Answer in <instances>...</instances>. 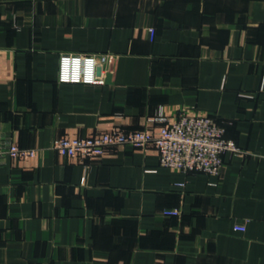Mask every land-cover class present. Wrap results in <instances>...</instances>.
<instances>
[{"label":"crops","instance_id":"crops-1","mask_svg":"<svg viewBox=\"0 0 264 264\" xmlns=\"http://www.w3.org/2000/svg\"><path fill=\"white\" fill-rule=\"evenodd\" d=\"M61 52L107 53L99 81L58 82ZM160 109L215 117L243 152L216 176L152 146L49 147ZM9 140L35 154L0 156V264H264V0H0Z\"/></svg>","mask_w":264,"mask_h":264},{"label":"built area","instance_id":"built-area-1","mask_svg":"<svg viewBox=\"0 0 264 264\" xmlns=\"http://www.w3.org/2000/svg\"><path fill=\"white\" fill-rule=\"evenodd\" d=\"M106 59L107 53L61 52L57 81L98 82V68ZM147 121L157 123L156 129L113 128L81 137L64 136L53 139L49 147L62 155L99 159L109 147L152 146L158 154V164L162 167L187 174L204 172L216 176L220 174L223 165V153L243 152L233 139L225 136V125L208 114L180 110L168 115L160 109ZM34 154L35 149L20 147L13 140L0 144V156L10 159L31 157ZM179 213L178 207L163 209L165 216H177ZM234 227L242 231L245 229L241 224Z\"/></svg>","mask_w":264,"mask_h":264},{"label":"clouds","instance_id":"clouds-1","mask_svg":"<svg viewBox=\"0 0 264 264\" xmlns=\"http://www.w3.org/2000/svg\"><path fill=\"white\" fill-rule=\"evenodd\" d=\"M89 65L91 66V62H89Z\"/></svg>","mask_w":264,"mask_h":264}]
</instances>
